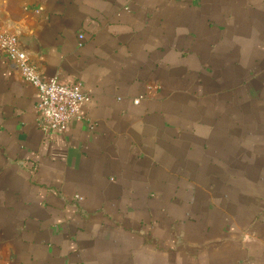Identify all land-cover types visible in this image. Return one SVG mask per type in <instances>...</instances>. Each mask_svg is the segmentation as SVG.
<instances>
[{
    "label": "crops",
    "instance_id": "1",
    "mask_svg": "<svg viewBox=\"0 0 264 264\" xmlns=\"http://www.w3.org/2000/svg\"><path fill=\"white\" fill-rule=\"evenodd\" d=\"M0 31L89 97L46 137L0 52V264H264V0H0Z\"/></svg>",
    "mask_w": 264,
    "mask_h": 264
},
{
    "label": "built area",
    "instance_id": "2",
    "mask_svg": "<svg viewBox=\"0 0 264 264\" xmlns=\"http://www.w3.org/2000/svg\"><path fill=\"white\" fill-rule=\"evenodd\" d=\"M0 52L20 77L36 89L37 124L46 137L63 135L73 121L82 119L81 111L89 97L80 81L62 83L57 77L46 79L41 66L23 49L17 35L0 31ZM139 102L140 99L135 100L136 104Z\"/></svg>",
    "mask_w": 264,
    "mask_h": 264
}]
</instances>
